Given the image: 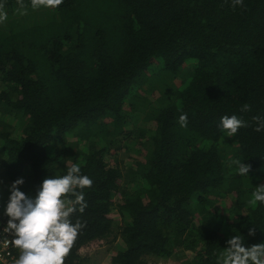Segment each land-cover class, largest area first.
<instances>
[{"label": "trees", "instance_id": "16d2710c", "mask_svg": "<svg viewBox=\"0 0 264 264\" xmlns=\"http://www.w3.org/2000/svg\"><path fill=\"white\" fill-rule=\"evenodd\" d=\"M0 4L7 13L0 23L2 188L23 179L20 191L40 190L73 165L93 182L83 189V213L69 205L71 223L81 227L65 264H86L82 249L112 237L123 242L112 264H152L148 258L181 251L192 255L189 264H218L236 235L245 247L264 243V203L252 202L264 185V131L254 130L253 119L264 117V0L235 8L232 0ZM156 63L161 69L151 70ZM161 72L182 84L147 113V154L125 175L109 162L110 143L141 135L127 118L148 108L138 94ZM245 104L250 111L241 110ZM233 115L247 126L232 136L237 146L228 160L219 146L227 134L221 118ZM70 134L90 149L73 155ZM236 160L251 165L248 175ZM114 208L121 227L110 217ZM5 212L0 219L9 218Z\"/></svg>", "mask_w": 264, "mask_h": 264}, {"label": "clouds", "instance_id": "9594fccd", "mask_svg": "<svg viewBox=\"0 0 264 264\" xmlns=\"http://www.w3.org/2000/svg\"><path fill=\"white\" fill-rule=\"evenodd\" d=\"M20 9H25L24 0H17ZM64 0H31L33 9L41 6L56 8ZM242 6L243 0H232V6ZM4 5L0 4V23L7 20V13L3 11ZM21 14H25L23 11ZM242 111H250V105H243ZM257 122L254 129L264 131V117H253ZM187 114L179 117L181 127H187ZM247 126L245 122L233 115L221 118L222 130L228 136H234L238 129ZM232 163L238 166V173L248 175L251 165L241 163L239 160ZM78 165L68 168L67 174L60 177L46 178L36 197L29 198L19 190L24 183L17 179L11 186V195L5 214L9 217L7 226L3 231L13 236L12 243L19 249V258L15 264H65L81 227L79 222L73 225L69 219L75 210L69 205L79 204V211L84 212L87 204L84 200L83 189L91 187L92 180L80 175ZM79 189L80 191H77ZM69 195L75 200L68 199ZM255 202L264 203V185H260L253 193ZM254 234V230L250 233ZM229 247L223 252L222 260L218 264H264V243L245 247L240 236H234L228 241Z\"/></svg>", "mask_w": 264, "mask_h": 264}, {"label": "rangeland", "instance_id": "374dc122", "mask_svg": "<svg viewBox=\"0 0 264 264\" xmlns=\"http://www.w3.org/2000/svg\"><path fill=\"white\" fill-rule=\"evenodd\" d=\"M48 9V8H47ZM43 8V13H45L44 10H47ZM194 62H190L188 64V68L193 69ZM162 64L156 63V65L152 66L150 69L155 71L161 69ZM154 80L152 83L146 84L144 88H142L138 94L140 98V102L144 101L149 106L146 110L139 109L135 112H130L128 115L129 124L131 126H136L137 130L141 131V135L139 132H133L129 136H127L125 139L123 138H113L115 142H111L109 146V150L111 155L109 156V162L113 164H117L122 169L123 173L125 175L131 174L130 169L134 168L137 164V162L144 161L145 155L147 154V148L144 145L145 141L142 137V133L148 134L149 129V122L152 120L150 119V115L148 116V112L151 110H154L155 108H158L162 104V99H167L169 96H164L163 93L166 90H170L169 93H171L174 88L181 83L179 78H173L171 75H167L164 73H159V75L155 76L153 78ZM170 100V98L168 99ZM166 100V101H168ZM139 102V101H138ZM2 114V113H0ZM5 115V114H4ZM9 118L12 120L17 121V116L15 114H9ZM129 126V125H128ZM4 129V126L0 127V130ZM129 130V129H128ZM98 132V131H97ZM78 136V135H77ZM68 141L71 143L73 147V155L81 153L82 151H88L90 149V146H87V142H83L81 137H78L77 139L74 137V135H69ZM101 134L99 133V136L96 138H100ZM147 139V138H146ZM65 140V142H68ZM100 141V139H99ZM70 145L69 143H67ZM62 142L57 141V147H61ZM102 146V145H101ZM220 149L222 153L225 155V157L228 160L233 159V153H234V147L237 146L233 142L232 136L229 137L228 134H225L221 137L220 143H219ZM85 152V153H86ZM77 156V155H76ZM230 162V161H229ZM3 182L0 179V195L2 194L4 200L9 199V194H11V183H8L5 185L4 188H2ZM38 189L31 190L29 193H26V195L29 198H35L38 194ZM120 200V197H116L114 200L116 203ZM9 203V201H7ZM230 203V202H229ZM226 204L227 207H229L231 204ZM6 207L3 202H0V216L1 214L6 210ZM219 210H223L222 207L219 208ZM110 217L113 219L115 226H122L123 221L121 216L119 215L116 208H114L111 212ZM229 220L234 221L233 216H228ZM9 220V218L7 219ZM123 242L121 239L113 240V237L110 238L107 241H94L90 243L88 246H85L81 251V256L85 258L86 264H112L113 257L117 254V252L122 248ZM148 260L152 264H189L192 260V255H190L188 252H177V254L171 258H164V259H157V258H148Z\"/></svg>", "mask_w": 264, "mask_h": 264}, {"label": "built area", "instance_id": "2783aa9c", "mask_svg": "<svg viewBox=\"0 0 264 264\" xmlns=\"http://www.w3.org/2000/svg\"><path fill=\"white\" fill-rule=\"evenodd\" d=\"M7 224V219H0V264H15L20 251L12 243L13 236L3 231Z\"/></svg>", "mask_w": 264, "mask_h": 264}]
</instances>
